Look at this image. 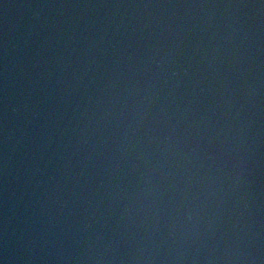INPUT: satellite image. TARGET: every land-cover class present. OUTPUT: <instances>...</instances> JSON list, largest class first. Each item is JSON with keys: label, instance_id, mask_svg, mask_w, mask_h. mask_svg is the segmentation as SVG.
<instances>
[{"label": "water", "instance_id": "1", "mask_svg": "<svg viewBox=\"0 0 264 264\" xmlns=\"http://www.w3.org/2000/svg\"><path fill=\"white\" fill-rule=\"evenodd\" d=\"M0 264H264V124L134 0H0Z\"/></svg>", "mask_w": 264, "mask_h": 264}]
</instances>
